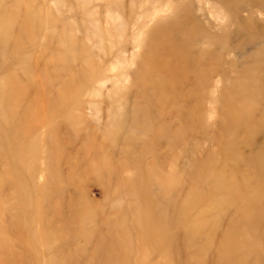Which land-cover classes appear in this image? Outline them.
Wrapping results in <instances>:
<instances>
[{
    "label": "rangeland",
    "instance_id": "1",
    "mask_svg": "<svg viewBox=\"0 0 264 264\" xmlns=\"http://www.w3.org/2000/svg\"><path fill=\"white\" fill-rule=\"evenodd\" d=\"M0 264H264V0H0Z\"/></svg>",
    "mask_w": 264,
    "mask_h": 264
},
{
    "label": "bare ground",
    "instance_id": "2",
    "mask_svg": "<svg viewBox=\"0 0 264 264\" xmlns=\"http://www.w3.org/2000/svg\"><path fill=\"white\" fill-rule=\"evenodd\" d=\"M188 34L189 33H185L183 36H185V37H187L188 36ZM156 38H158V37H156ZM160 42V38L157 40L156 39V44L159 46V47H161L160 45H161V43H159ZM166 48V47H165ZM171 50H173L174 51V54L175 55H177V53H178V55H179V61L181 62L180 63V66H181V68L182 69H184L185 71H187L188 69H189V67H188V64L186 63V60H185V56L184 55H182L183 54V52L182 51H179L178 52V49H179V40L178 39H174V42H173V44H172V46L171 47H169ZM177 55V56H178ZM196 78L197 79H199V80H202V78L200 77V75L199 74H197V76H196ZM162 85H163V83H162ZM161 85V86H162ZM236 88L237 89H242V88H244L243 86H240V88H239V86H236ZM155 92V91H154ZM234 92V94H235V97H231V102H232V105L231 106H237V101L238 100H240L239 99V97H242V93L239 91V93H238V91L237 90H234L233 91ZM229 101V100H228ZM242 101V100H241ZM255 101V100H254ZM243 102H245L244 100H243ZM247 105H249L248 103H246ZM244 106V105H243ZM248 107V106H247ZM239 108V107H238ZM240 109V108H239ZM242 110V109H241ZM235 111V110H234ZM252 111V110H251ZM250 112V111H249ZM235 113H237V112H235ZM242 113V112H241ZM240 113V114H241ZM236 116V115H235ZM246 116H248V115H246ZM227 118V117H226ZM240 118V117H239ZM242 120V119H241ZM240 122V121H239ZM231 123V122H230ZM237 124V123H236ZM239 125H240V123H239ZM236 128V127H235ZM234 131V130H233ZM233 134V133H232ZM235 134V133H234ZM231 135V134H230ZM231 139H233V138H231ZM228 144V143H227ZM231 146V145H230ZM230 149V148H229ZM228 149V150H229ZM227 150V149H226ZM236 154V153H235ZM234 154V155H235ZM237 155V154H236ZM236 157V156H235ZM237 157H239L238 155H237ZM210 167V166H209ZM204 168V167H203ZM197 169V168H196ZM205 169V168H204ZM203 169V170H204ZM199 170V169H198ZM201 172V171H200ZM197 173V172H196ZM195 174V173H194ZM215 175V174H214ZM217 175V174H216ZM199 177V176H198ZM223 177V176H222ZM222 177L220 178V179H218V180H216L215 181V185H217V186H220L222 189H231L235 194H237V197L238 196H242V195H244V194H246V188L244 187V185L245 184H243V182H239V183H237L236 182V180L233 182L232 180H230L229 182H231V183H233V185H229L228 183H227V185L225 186V185H223L222 183H221V179H222ZM196 178V177H195ZM216 178H217V176H216ZM224 178V177H223ZM214 179V178H213ZM239 180V179H238ZM225 181H226V179H225ZM247 183V182H246ZM247 186L249 187V184H247ZM250 188V187H249ZM248 188V189H249ZM244 189V190H243ZM192 191V190H191ZM248 197V196H247ZM240 198V197H239ZM239 198H238V200H239ZM241 199V198H240ZM245 199V198H244ZM247 200V199H246ZM245 200V201H246Z\"/></svg>",
    "mask_w": 264,
    "mask_h": 264
}]
</instances>
